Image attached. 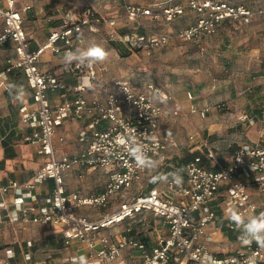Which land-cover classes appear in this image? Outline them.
Returning a JSON list of instances; mask_svg holds the SVG:
<instances>
[{
	"label": "built area",
	"instance_id": "built-area-1",
	"mask_svg": "<svg viewBox=\"0 0 264 264\" xmlns=\"http://www.w3.org/2000/svg\"><path fill=\"white\" fill-rule=\"evenodd\" d=\"M114 1H123L122 14L104 15L93 6L66 9L60 18L61 25L55 26L46 41L32 49L25 21L33 6L23 0H0V46L10 49L0 70V88L7 85L13 70L25 73L36 107L23 104L21 122L32 128L26 139L37 143L39 153L45 157L29 180L9 179L0 186V222L61 226L67 245L78 241L85 247V253L71 258L78 264L81 257L87 264H114L127 248L141 250L142 258L136 264H264V247L255 241L244 244L242 227L228 218L233 208L245 222L264 212V116H238L240 123L256 127L259 137L235 147L228 163L215 148L202 142L198 149H205L204 156H196L186 164L179 183L173 177L164 189H152L130 198L129 189L148 170L137 166L133 154L142 150L150 159L153 156L165 162L167 150L178 147L175 128L163 126L165 118L177 117L181 112L166 106L173 99L171 94L150 80L140 86L120 78L105 81L106 67L100 62L65 63L60 72L40 67L47 52L65 55L87 49L88 36L98 33L103 26L108 28L111 39L128 48L151 50L173 41L201 40L214 35L226 23L249 25L256 16L264 14V5L253 9L225 0H165L146 4ZM50 2L57 6L55 0ZM188 10L195 14V19L178 29H154L142 22L150 18L168 25ZM121 23H133L137 29L120 33L117 28L124 26ZM64 76H70L71 81L67 82ZM53 91L62 92L65 99L53 104ZM88 91L93 95L87 96ZM188 98L189 112L206 118L210 107L196 103L191 92ZM71 116L88 119L81 137L84 140L89 135L90 140L82 151L58 157L53 138L57 128ZM194 138L190 136L191 140ZM75 167L109 168L105 189L87 196L67 194L65 175ZM49 180L53 187L38 203V188ZM110 206L112 212L96 220L80 213L83 207ZM146 214L168 227V236L160 238L152 248L140 242L130 229L121 232L117 239L102 233L105 228L134 218L144 223ZM220 215L235 233V239L225 235L223 223L221 227L215 225ZM222 233L235 245L230 252L215 248Z\"/></svg>",
	"mask_w": 264,
	"mask_h": 264
},
{
	"label": "rangeland",
	"instance_id": "rangeland-1",
	"mask_svg": "<svg viewBox=\"0 0 264 264\" xmlns=\"http://www.w3.org/2000/svg\"><path fill=\"white\" fill-rule=\"evenodd\" d=\"M69 7L84 8L93 6L104 15L108 13H123V1L114 0H59ZM131 3H150L165 0H125ZM184 1V0H179ZM249 6H260L263 0H225ZM47 2V1H46ZM35 8L26 14L25 27L32 35L46 38L49 29L55 23L49 21L52 17L44 1L34 0ZM46 6V7H45ZM37 8V10H36ZM195 14L188 12L177 17L171 24L175 29L190 24ZM53 20V19H52ZM143 24L154 29L166 28L163 21L147 18ZM117 28L120 33L136 31L137 25L121 23ZM126 25V26H125ZM90 44H98L107 52V58L102 62L106 67L103 79L120 78L139 86L153 81L169 91L182 105V114L168 125L176 130L178 144L176 148L167 150L165 162L153 161L143 185L159 184L170 176H180L184 171L181 159L193 152L202 142L215 148L223 161L230 158V148L240 144L252 143L256 140L258 130L240 123L238 116L249 114L260 119L264 116V14L256 16L249 25L226 23L214 35L198 41H173L170 45L151 50H133L128 55L119 53L108 35V28L103 26L98 33L90 34ZM8 51L0 48V69L6 64ZM137 85V86H138ZM188 92L194 96L199 105L210 107L206 118L187 113L190 104ZM17 100H15V103ZM222 104L220 108L219 105ZM3 110V107L1 108ZM190 135H194L193 140ZM200 150V149H198ZM205 152V150L203 149ZM225 158V159H224ZM112 209V206H110ZM113 210V209H112ZM144 230L137 223L139 234L155 231L157 227L163 230L166 226L159 225L151 214H146ZM138 222V220L136 221ZM155 236V232H153ZM224 244L218 251L230 252L235 245L224 237Z\"/></svg>",
	"mask_w": 264,
	"mask_h": 264
},
{
	"label": "crops",
	"instance_id": "crops-1",
	"mask_svg": "<svg viewBox=\"0 0 264 264\" xmlns=\"http://www.w3.org/2000/svg\"><path fill=\"white\" fill-rule=\"evenodd\" d=\"M23 1L31 3V5L34 6L33 8L36 7L33 3L34 0ZM41 1H44L46 3L48 12L50 13V15H52V17L49 18V21H54L53 23H55V26H57V23H60L59 20L61 18V15L66 9L78 8V6L69 7L59 0H55L57 6H54L50 2V0ZM56 8L59 9V11H55ZM55 26L49 29V34L55 28ZM165 26V29L172 28L168 25ZM28 34L30 38V47L32 49L37 48V46L46 41L47 38H42L39 36L37 37L35 35H32V33L29 31ZM89 37L90 35L88 36V41ZM89 44L90 41L88 42V45ZM0 48L6 49L9 55L10 49L8 47L0 46ZM81 50H85V48H82ZM64 56L65 55H54L50 52H47L41 59V69L44 71L60 72L62 66L65 64ZM64 79L67 82L71 81L70 76H64ZM9 87L10 85L7 83L5 87L0 88V107H3V110L1 111L0 109V111L3 116H10L11 111H13L11 107H15V109L18 111V108L21 104H27L30 107H36V104H34L32 99V91L29 87L24 90L25 95L22 100L15 99L14 93L12 92V97H8L7 92H10ZM164 91L171 94L166 89H164ZM86 95L92 96L93 92L88 91L86 92ZM171 96L173 97V99L167 101L166 106L170 110L178 108L181 112L177 117L170 116L165 118L163 120V126L168 125V121H171V124H173L183 112V107L180 102L172 94ZM50 99L54 104L63 101L65 97L64 95H62V92L53 91L50 93ZM15 100H17L16 103ZM189 106L190 104L187 105V113L191 114L189 112ZM17 116L19 121L16 127V131L19 139L15 141V144L13 145V151L15 154L14 156L6 155L5 147L0 140V186L2 184H5L9 179H18L21 182L29 180L40 168L45 159V157L39 153V145L26 139L27 135L32 131V128L23 125V123L21 122L20 111H18ZM87 123L88 119H78L71 116L64 121L63 125H60L57 128V131L53 138V142L58 157H61L63 155H73L87 147L90 136L88 135L84 140L81 137V132L87 126ZM257 140L258 138L254 141ZM200 146H197L195 149H198ZM156 159L157 157H151L152 161H155ZM149 168L150 167H148L147 172L141 177L140 180L134 182V184L128 191V197L132 198L140 193L145 194L152 189H164L169 179L173 177H183L181 176L183 174H181L180 176L173 175L163 179L159 184L150 183L144 186L142 183L144 178H146V175L148 174ZM109 173V168L101 169L75 167L74 169L67 172V175H65V190L67 191L66 193L77 194L81 196L101 193L105 189L106 184L109 180ZM52 187V180H49L45 184L39 186L38 203L43 202L44 196L48 191H50V189H52ZM112 209L83 207L82 209H80V213H82L89 219L96 220L102 218L106 213L112 212ZM151 217L154 220H159V225L166 226V229L163 230L162 227L160 229L155 227V231L149 230V232L139 234V230H136L138 228H135L132 225L134 223H137L140 229L144 230V223L140 222V218H134L131 220H126L123 223L118 224L117 226L113 225L105 228L103 229L102 233L111 236L112 239H117L120 236L121 232L130 229L131 234L136 236L140 242L144 243L148 248H152L157 245L160 238H165L168 236V227L162 222V220L157 219L153 215ZM137 220L138 222H136ZM223 222V217H221L220 215L215 225L217 227H221ZM153 232H155V236H153ZM222 234L218 235V240L221 241H219L217 245H215L218 248H221L225 241L223 238L225 237V235ZM85 252L86 250L84 245L78 241L73 242L71 245L66 244L65 229L61 226H43L34 224L24 226L12 223L10 221L0 222V264H78L72 261L71 258ZM141 258L142 253L140 249L127 248L123 251L122 255L114 262V264H136Z\"/></svg>",
	"mask_w": 264,
	"mask_h": 264
},
{
	"label": "clouds",
	"instance_id": "clouds-1",
	"mask_svg": "<svg viewBox=\"0 0 264 264\" xmlns=\"http://www.w3.org/2000/svg\"><path fill=\"white\" fill-rule=\"evenodd\" d=\"M107 52L98 44H91L87 49L81 50L77 49L75 52H68L64 56V61L66 65H70L73 61H77L81 64L83 63H96L103 62L107 58ZM10 92L14 93V98L17 100H22L25 93L24 90L16 85L15 83L9 84ZM120 143H125L124 140H120ZM136 159L137 166L141 168L154 166V162L147 156V154L138 150L133 154ZM176 182L179 183L180 179L177 177ZM229 220L237 227H242L243 229V242L246 245H250L255 241L259 246L264 247V212L260 213L258 216H253L245 222L241 213H239L235 208L230 209ZM80 264H86V260L81 257Z\"/></svg>",
	"mask_w": 264,
	"mask_h": 264
},
{
	"label": "trees",
	"instance_id": "trees-1",
	"mask_svg": "<svg viewBox=\"0 0 264 264\" xmlns=\"http://www.w3.org/2000/svg\"><path fill=\"white\" fill-rule=\"evenodd\" d=\"M230 3H234L231 1H228ZM234 4H238V3H234ZM247 5V4H245ZM264 5V0L262 1V3L260 4V6H249L253 9H257V8H261ZM34 7V6H33ZM32 7V9H33ZM31 9V10H32ZM30 10V11H31ZM60 21V20H59ZM58 27L59 25H61L60 23L56 24ZM141 31V30H140ZM114 46L118 49L119 53L122 54L123 56L128 55L130 52H133L132 49L128 48L126 45H124L122 42L118 41L116 43H114ZM136 51L139 50L135 49ZM140 51V50H139ZM25 73H23L21 70H13L10 74H9V80H8V84L11 83H15L16 85L20 86L23 90H25L28 87L27 84V80L24 76ZM262 77L264 76V72L262 73ZM11 87V85H10ZM7 96L8 97H12V93L11 92H7ZM23 104L20 105V107ZM20 107L18 108V111H20ZM13 109V111H11L10 116H3L1 114L0 111V140L2 141L4 147H5V151H6V155L7 156H14V151H13V145L15 144V141H17L19 139V136H17V131H16V127L18 125V111L15 109V107H11ZM235 147L237 146H232L230 148V156L232 155ZM203 147L200 150H195L193 152H190L189 154L186 155V157H184L183 159H181V164H184V166H186V164L188 162H190L192 159H194L196 156H204V151H203ZM205 150V149H204ZM225 159V158H224ZM229 159H227L225 162L228 163ZM223 231L225 233V235L230 238L231 240L236 238V235L234 232H232L229 227L223 223Z\"/></svg>",
	"mask_w": 264,
	"mask_h": 264
}]
</instances>
